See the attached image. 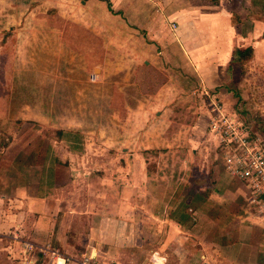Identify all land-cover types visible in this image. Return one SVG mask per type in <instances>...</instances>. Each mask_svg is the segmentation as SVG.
<instances>
[{
	"label": "crops",
	"instance_id": "obj_1",
	"mask_svg": "<svg viewBox=\"0 0 264 264\" xmlns=\"http://www.w3.org/2000/svg\"><path fill=\"white\" fill-rule=\"evenodd\" d=\"M12 1L2 3V15L11 19L23 3ZM231 6L247 13L240 25L251 42L237 33ZM130 9L134 27L159 28L167 44L155 42L166 46L164 14L177 49L154 62L167 61L177 83L194 85L200 104H192L191 116L177 100L166 102L147 131H114L109 151L120 164L109 179L98 159L89 165L84 158L88 149L78 130L46 132L49 120L25 118V104L9 99V85H0V264H53V252L75 260L69 264L87 256L98 264H264V218L252 211L247 186L225 169L215 140L209 136L215 147L203 143L210 97L194 94L220 85L229 90L235 49L252 46L255 54L264 36V0H131ZM8 28L3 42L19 44L18 27ZM142 108L145 129L152 105ZM193 119L199 124L189 128ZM154 152L177 159L166 165L168 175L160 165L151 171ZM87 167L91 173L76 181V171ZM139 173L144 178L137 180Z\"/></svg>",
	"mask_w": 264,
	"mask_h": 264
},
{
	"label": "rangeland",
	"instance_id": "obj_2",
	"mask_svg": "<svg viewBox=\"0 0 264 264\" xmlns=\"http://www.w3.org/2000/svg\"><path fill=\"white\" fill-rule=\"evenodd\" d=\"M3 1L0 2V19L8 18H5V31L0 32V85H9V99L25 104V118L49 120L44 126L46 132L52 134L64 128L74 133L78 130L88 149L84 158L89 165L97 163L94 160L98 159L106 171L101 173L107 178H113L111 168L120 164L119 156L109 151L114 145V131L126 132L129 126L147 131L166 102L177 100V105L191 116L194 113L192 104H200L201 100L191 94L194 85L180 80L177 83V77L170 74L172 70L168 69L167 61L154 62L155 57L165 59L166 52L177 49L175 34L163 19L164 14L159 21L167 26L164 32V38L170 41L167 48L163 45L167 43L158 37L162 30L155 26L136 29L130 22H134L136 15L129 10L131 0H120L118 4L114 0H19L23 1L19 5L21 11L19 17L13 19L2 15V3L9 5L13 1ZM232 10L231 20L237 33L244 34L251 42L250 35L247 36V31L240 25V17L245 18L247 13ZM140 17L144 16L140 14ZM156 20L153 13L152 22L156 24ZM10 24L20 31L19 44L3 42ZM252 37L256 36L252 34ZM259 38L252 60L242 67L233 66L231 79L224 86L229 90L220 85L222 90L218 86L207 88V92L212 99L221 102L228 114L246 121L253 131L251 134L264 137L263 132L257 131L255 120L256 116L264 119V36ZM158 39L163 44L155 42ZM242 43L236 42L232 46ZM144 46L149 47L148 51L143 52ZM2 88L0 95L4 94ZM146 99L152 105L153 119L150 117L152 122L149 120L144 129L141 120L144 116L142 106L149 103ZM12 110L20 112L22 109ZM206 111L208 122L203 143L211 148L214 146L209 139L212 137L209 131L211 115L209 109ZM197 120L195 124L194 119L191 120L189 128L198 126ZM153 154L151 171L160 165L168 175L166 165L177 159L166 153ZM89 171L88 167L76 171L75 180H84V174L91 173ZM137 178L140 180L144 176L139 173Z\"/></svg>",
	"mask_w": 264,
	"mask_h": 264
},
{
	"label": "built area",
	"instance_id": "obj_3",
	"mask_svg": "<svg viewBox=\"0 0 264 264\" xmlns=\"http://www.w3.org/2000/svg\"><path fill=\"white\" fill-rule=\"evenodd\" d=\"M194 94L209 96V131L215 140L219 157L231 176L239 179L249 190V203L252 211L264 218V137L251 134L246 123L228 114L221 102L211 98L204 89ZM53 264H69L75 260L60 253H52ZM78 264H98L90 256Z\"/></svg>",
	"mask_w": 264,
	"mask_h": 264
},
{
	"label": "trees",
	"instance_id": "obj_4",
	"mask_svg": "<svg viewBox=\"0 0 264 264\" xmlns=\"http://www.w3.org/2000/svg\"><path fill=\"white\" fill-rule=\"evenodd\" d=\"M214 4H217L219 2V0H208ZM110 6V4H109ZM110 10L113 11V9L110 6ZM254 55V49L252 46H244V47H240V48H236L234 53H233V60H232V65L238 64L241 67L244 66V64L248 63L250 60H252ZM231 69L229 70V75L231 77ZM256 123H257V131L258 132H263L264 135V119L257 117L256 116ZM246 123V121H244ZM247 124V123H246ZM262 125V126H260ZM251 131V129H250ZM253 133V131H251ZM257 133V132H254Z\"/></svg>",
	"mask_w": 264,
	"mask_h": 264
},
{
	"label": "water",
	"instance_id": "obj_5",
	"mask_svg": "<svg viewBox=\"0 0 264 264\" xmlns=\"http://www.w3.org/2000/svg\"><path fill=\"white\" fill-rule=\"evenodd\" d=\"M96 71H98V69H96Z\"/></svg>",
	"mask_w": 264,
	"mask_h": 264
}]
</instances>
